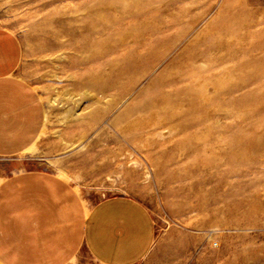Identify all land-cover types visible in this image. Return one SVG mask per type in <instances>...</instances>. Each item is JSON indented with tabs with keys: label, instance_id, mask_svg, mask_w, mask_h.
I'll list each match as a JSON object with an SVG mask.
<instances>
[{
	"label": "rangeland",
	"instance_id": "1",
	"mask_svg": "<svg viewBox=\"0 0 264 264\" xmlns=\"http://www.w3.org/2000/svg\"><path fill=\"white\" fill-rule=\"evenodd\" d=\"M0 27L45 108L0 180L42 169L88 205L136 199L155 221L138 264L264 244V0H0Z\"/></svg>",
	"mask_w": 264,
	"mask_h": 264
},
{
	"label": "crops",
	"instance_id": "2",
	"mask_svg": "<svg viewBox=\"0 0 264 264\" xmlns=\"http://www.w3.org/2000/svg\"><path fill=\"white\" fill-rule=\"evenodd\" d=\"M21 60L19 39L0 27V158L30 149L44 128L43 100L18 73ZM154 237L151 213L132 197L88 205L67 179L42 169L0 180V264H138ZM81 252L92 262L76 263ZM236 252L238 263L216 248L205 264H264V244ZM194 259L204 264L202 247Z\"/></svg>",
	"mask_w": 264,
	"mask_h": 264
}]
</instances>
